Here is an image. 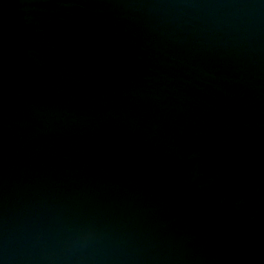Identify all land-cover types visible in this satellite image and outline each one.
Masks as SVG:
<instances>
[{"label": "water", "instance_id": "water-1", "mask_svg": "<svg viewBox=\"0 0 264 264\" xmlns=\"http://www.w3.org/2000/svg\"><path fill=\"white\" fill-rule=\"evenodd\" d=\"M0 264H264V0H0Z\"/></svg>", "mask_w": 264, "mask_h": 264}]
</instances>
